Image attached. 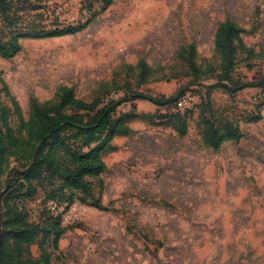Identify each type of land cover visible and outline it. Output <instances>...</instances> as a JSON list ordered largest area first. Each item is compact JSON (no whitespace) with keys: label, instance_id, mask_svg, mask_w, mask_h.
<instances>
[{"label":"rangeland","instance_id":"374dc122","mask_svg":"<svg viewBox=\"0 0 264 264\" xmlns=\"http://www.w3.org/2000/svg\"><path fill=\"white\" fill-rule=\"evenodd\" d=\"M7 3L15 24L9 27L0 14V37L5 41L85 26L60 38L20 39L18 55L9 60L0 56V78L25 122L33 99L51 101L62 86L73 87L87 102L118 84L120 97L130 85L159 98L190 95L196 103L185 121V136L177 130L183 120L175 104L158 107L128 100L117 109V118L133 113V107L142 118L130 122L132 132L116 136L112 149L102 154L105 187L97 182L92 186L102 209L93 207L90 199L82 204L81 191L63 188L62 180L46 174L33 182L32 197L17 199L28 221L48 230L56 223L48 211L57 206L51 201L73 202L59 222L63 234L58 249L44 246L51 264H264V86L230 94L211 88L220 71L206 73L208 65L220 64L216 30L231 20L248 32L243 35L248 50L238 54L232 77L246 82L264 77V0ZM190 44L196 46L201 72L196 82L186 62L177 57ZM141 60L158 73L149 80L166 78L138 85L140 71L132 68ZM1 100L14 111L5 93ZM205 111L211 124H234L243 139L214 151L203 138ZM10 124L19 146L5 161L0 159L1 240L7 220L3 200L9 193L14 199L15 191H26L19 174L30 168L39 145L36 128L22 129L14 113ZM42 237L39 233L30 246L34 260L42 258Z\"/></svg>","mask_w":264,"mask_h":264},{"label":"trees","instance_id":"16d2710c","mask_svg":"<svg viewBox=\"0 0 264 264\" xmlns=\"http://www.w3.org/2000/svg\"><path fill=\"white\" fill-rule=\"evenodd\" d=\"M11 4L7 0H0V14L3 21L9 27L15 23L14 17H10ZM85 26L70 27L54 31L50 34L45 32L30 33L28 35H17L5 41L0 37V56L3 59H12L22 50L20 39H46L60 38L75 35L82 31ZM248 32L238 27L233 21L226 20L221 23L215 34V54L220 60L218 67L208 65V74H217L218 83L211 88L223 89L230 94H235L246 89L262 88L264 77L259 82H246L235 80L232 74L235 69L238 54L248 50L243 42V35ZM250 52V51H249ZM177 57L185 61L194 81L201 79L200 68L196 63V46L190 44L182 47L177 53ZM132 68V67H131ZM134 71H140L137 78L138 85H143L150 80L162 81L166 75L153 77L158 74L144 60H141ZM0 84H3L0 78ZM113 91L103 96L97 97L91 102H87L77 97L73 87L62 86L57 89L54 99L45 103H39L33 99L31 103L32 114L29 122H25L22 117L20 105L13 99L6 86L0 88V159L5 161L18 146L19 139L15 130L11 127L10 116L14 113L18 116L22 129L31 131L38 130L39 145L35 152L34 161L30 168L19 174L21 187L26 188L25 192L15 191L18 196L14 199L9 193L3 200V208L6 215V232L2 236L0 248V264H51L50 254L47 253L45 245L51 246L54 250L58 249V244L63 234L60 230L62 215L73 204L71 201L52 200L58 211H53L49 206L48 211L56 218V223L52 230L35 225L28 221L27 215L21 205L17 202L20 197H32L35 194L33 182L42 179L43 174L57 177L63 181V188L71 191H81L85 196L81 199L82 204H88L91 200L93 207L102 209V203L92 192L94 182L103 189L105 183L101 176L106 172L107 165L102 159L104 152L112 149V142L116 136H126L132 132L129 123L135 119L142 118L133 107V113H125L121 117H116V111L123 104L130 101H146L155 106L162 107L169 104H177L184 97L175 96L172 98L154 97L139 90H132L127 85V93L121 96V88L118 84L114 85ZM113 92V93H112ZM5 93L11 100L14 111L1 100V94ZM120 98H116V97ZM205 115L204 141L214 151L220 150L226 142H240L244 134L234 124L225 123L215 126L208 121V112ZM177 116L183 121L179 131L181 136L187 134L186 119L189 115L183 116L177 111ZM74 140L73 143L70 141ZM80 142V144H79ZM14 196V195H13ZM63 210L62 212L60 210ZM39 233L43 237L38 242L42 250L41 260L31 258L30 246L38 238ZM53 239L50 240V238Z\"/></svg>","mask_w":264,"mask_h":264},{"label":"built area","instance_id":"2783aa9c","mask_svg":"<svg viewBox=\"0 0 264 264\" xmlns=\"http://www.w3.org/2000/svg\"><path fill=\"white\" fill-rule=\"evenodd\" d=\"M195 104V99H193L190 95H185L179 100L177 104V111L183 116L190 115L191 112L196 110ZM51 209L53 211H58L56 206L51 207Z\"/></svg>","mask_w":264,"mask_h":264},{"label":"water","instance_id":"95a60500","mask_svg":"<svg viewBox=\"0 0 264 264\" xmlns=\"http://www.w3.org/2000/svg\"><path fill=\"white\" fill-rule=\"evenodd\" d=\"M0 233H1V225H0ZM0 245H1V237H0Z\"/></svg>","mask_w":264,"mask_h":264}]
</instances>
